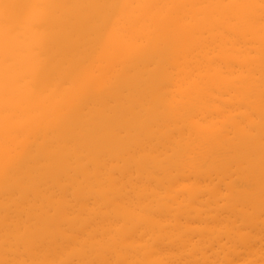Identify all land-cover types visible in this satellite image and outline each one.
Returning a JSON list of instances; mask_svg holds the SVG:
<instances>
[{"label":"bare ground","instance_id":"1","mask_svg":"<svg viewBox=\"0 0 264 264\" xmlns=\"http://www.w3.org/2000/svg\"><path fill=\"white\" fill-rule=\"evenodd\" d=\"M0 264H264V0H0Z\"/></svg>","mask_w":264,"mask_h":264}]
</instances>
